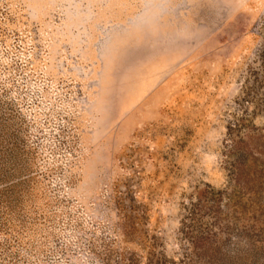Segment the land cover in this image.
I'll return each instance as SVG.
<instances>
[{
	"label": "rangeland",
	"instance_id": "obj_1",
	"mask_svg": "<svg viewBox=\"0 0 264 264\" xmlns=\"http://www.w3.org/2000/svg\"><path fill=\"white\" fill-rule=\"evenodd\" d=\"M0 264H264V0H0Z\"/></svg>",
	"mask_w": 264,
	"mask_h": 264
},
{
	"label": "trees",
	"instance_id": "obj_2",
	"mask_svg": "<svg viewBox=\"0 0 264 264\" xmlns=\"http://www.w3.org/2000/svg\"><path fill=\"white\" fill-rule=\"evenodd\" d=\"M199 204H200V202L193 203L192 207L186 211L187 214L184 216V222L183 223H184V225H186L185 227L187 229L190 228L189 227L190 223L187 224V222L192 221V223H193L195 221V219H196V215H197V212H198L199 206H200ZM186 234H189V231H187ZM190 240L192 242V245H194L196 247L198 242H202L203 241V237L199 238V237H193L192 236Z\"/></svg>",
	"mask_w": 264,
	"mask_h": 264
}]
</instances>
